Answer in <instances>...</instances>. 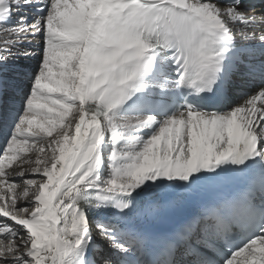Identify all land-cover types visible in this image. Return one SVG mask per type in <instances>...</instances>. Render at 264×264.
<instances>
[{
	"label": "snow or ice",
	"instance_id": "obj_1",
	"mask_svg": "<svg viewBox=\"0 0 264 264\" xmlns=\"http://www.w3.org/2000/svg\"><path fill=\"white\" fill-rule=\"evenodd\" d=\"M0 264H264V0H0Z\"/></svg>",
	"mask_w": 264,
	"mask_h": 264
}]
</instances>
